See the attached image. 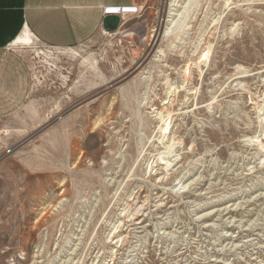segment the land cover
<instances>
[{"label":"rangeland","instance_id":"rangeland-1","mask_svg":"<svg viewBox=\"0 0 264 264\" xmlns=\"http://www.w3.org/2000/svg\"><path fill=\"white\" fill-rule=\"evenodd\" d=\"M140 2L78 55L7 48L0 264H264V0H198L178 41Z\"/></svg>","mask_w":264,"mask_h":264},{"label":"crops","instance_id":"crops-1","mask_svg":"<svg viewBox=\"0 0 264 264\" xmlns=\"http://www.w3.org/2000/svg\"><path fill=\"white\" fill-rule=\"evenodd\" d=\"M141 0H0V121L18 113L31 96L32 74L17 51L7 48L29 32L51 49L82 47L106 31L111 8L140 9ZM121 25L133 16H120ZM123 22V23H122ZM122 26V27H123ZM121 27V28H122Z\"/></svg>","mask_w":264,"mask_h":264},{"label":"bare ground","instance_id":"bare-ground-1","mask_svg":"<svg viewBox=\"0 0 264 264\" xmlns=\"http://www.w3.org/2000/svg\"><path fill=\"white\" fill-rule=\"evenodd\" d=\"M230 1V0H229ZM198 0H171L170 7L167 12V30L168 28H172V31L168 37H166V34H163L164 39L167 40H174L178 41L180 38L185 34L187 28H189V24H192L193 19L195 18V11L196 8L199 7L197 4ZM164 33V32H163ZM24 37L22 39L16 40L14 43H12V47H19V46H30L34 44V37L29 32L23 33ZM173 42V41H172ZM176 43V42H175ZM68 54L70 55H78L74 49H69ZM84 63L87 66H90V68L95 69V66L91 64L89 58H87ZM94 85L89 84L86 86V89L93 88ZM171 103V101H170ZM264 114V109L262 110ZM262 149L264 148L261 144ZM83 154V153H82ZM86 153L82 156L85 157ZM208 217V216H207ZM140 225L143 224V222L139 223Z\"/></svg>","mask_w":264,"mask_h":264},{"label":"water","instance_id":"water-1","mask_svg":"<svg viewBox=\"0 0 264 264\" xmlns=\"http://www.w3.org/2000/svg\"><path fill=\"white\" fill-rule=\"evenodd\" d=\"M120 21V16L108 15L104 20L103 27L106 31L116 32L120 26Z\"/></svg>","mask_w":264,"mask_h":264},{"label":"built area","instance_id":"built-area-1","mask_svg":"<svg viewBox=\"0 0 264 264\" xmlns=\"http://www.w3.org/2000/svg\"><path fill=\"white\" fill-rule=\"evenodd\" d=\"M107 12L117 13V14H120V16H133L138 13V9L137 8H111V9H107ZM104 33H109V32H104Z\"/></svg>","mask_w":264,"mask_h":264}]
</instances>
